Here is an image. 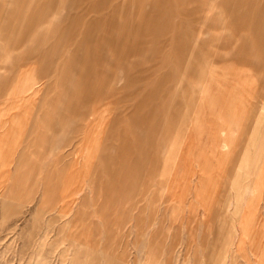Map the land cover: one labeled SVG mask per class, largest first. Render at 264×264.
Instances as JSON below:
<instances>
[{"label": "rangeland", "instance_id": "rangeland-1", "mask_svg": "<svg viewBox=\"0 0 264 264\" xmlns=\"http://www.w3.org/2000/svg\"><path fill=\"white\" fill-rule=\"evenodd\" d=\"M262 117L264 0H0V264H264Z\"/></svg>", "mask_w": 264, "mask_h": 264}, {"label": "crops", "instance_id": "crops-1", "mask_svg": "<svg viewBox=\"0 0 264 264\" xmlns=\"http://www.w3.org/2000/svg\"><path fill=\"white\" fill-rule=\"evenodd\" d=\"M261 103L263 104V100L261 101ZM198 119H221L220 118V116H215L214 114H212V115H207V116H199L198 117ZM222 119H245L244 121H242L241 123V127L243 126V133H245V130L247 129V126H248V121H249V119H258V116H256V115H248V114H246V115H242V116H238L237 118L236 117H233L232 115H229V116H224V117H222ZM246 119H247V122H246ZM260 119H264L263 117L262 118H260ZM247 123V124H246ZM240 130H241V128H240ZM12 137V136H11ZM248 138V137H247ZM249 139V138H248ZM247 139V140H248ZM246 143H247V141H245ZM246 143L242 146V147H238L237 149H236V151H235V153L237 154V156H238V159H237V162H234L235 161V159L233 160V162H234V168H233V170L232 171H228L229 173H228V175H229V183H228V188H230L229 189V197H231L233 194L230 192V190H231V187H233V184H234V182L237 180V179H239L240 180V178H241V175L239 174V172H240V166H241V163H243L244 164V162H242V160H243V157H244V152H245V146H246ZM234 150H235V147H232ZM228 150V149H227ZM253 152V153H252ZM251 153H252V155H256V156H258L259 157V159H260V156L263 154V158L261 159V164H260V168H259V185H260V191H261V193H260V195L262 194L263 195V193H264V151H259L258 150V152L257 151H255V150H253ZM218 153V152H217ZM250 152H249V154H251ZM221 154V153H220ZM228 154V153H227ZM219 155V154H218ZM228 155H232V156H234V153H230V154H228ZM232 161V160H231ZM237 164V165H236ZM247 164H244V167H248V169H250V166L251 165H248V166H246ZM238 168H239V170H238ZM259 195V196H260ZM262 197H264V196H262Z\"/></svg>", "mask_w": 264, "mask_h": 264}]
</instances>
